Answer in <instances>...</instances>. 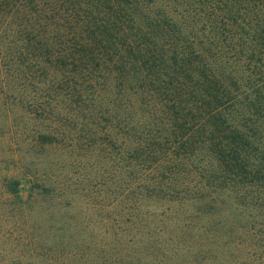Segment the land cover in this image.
<instances>
[{
	"label": "trees",
	"instance_id": "trees-1",
	"mask_svg": "<svg viewBox=\"0 0 264 264\" xmlns=\"http://www.w3.org/2000/svg\"><path fill=\"white\" fill-rule=\"evenodd\" d=\"M0 264H264V0H0Z\"/></svg>",
	"mask_w": 264,
	"mask_h": 264
},
{
	"label": "rangeland",
	"instance_id": "rangeland-1",
	"mask_svg": "<svg viewBox=\"0 0 264 264\" xmlns=\"http://www.w3.org/2000/svg\"><path fill=\"white\" fill-rule=\"evenodd\" d=\"M22 195V197L24 196V194H21Z\"/></svg>",
	"mask_w": 264,
	"mask_h": 264
}]
</instances>
